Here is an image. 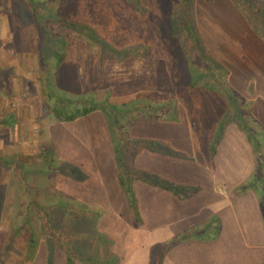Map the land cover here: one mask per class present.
Wrapping results in <instances>:
<instances>
[{
	"label": "crops",
	"instance_id": "obj_1",
	"mask_svg": "<svg viewBox=\"0 0 264 264\" xmlns=\"http://www.w3.org/2000/svg\"><path fill=\"white\" fill-rule=\"evenodd\" d=\"M259 1L31 2L47 27L27 29L28 50L43 53L54 30L64 53L55 88L75 107L100 104L49 127L58 159L72 166L59 189L103 211L95 228L112 246L97 264H264V33L244 6ZM180 33L191 35L193 61ZM51 259L68 264L45 243L30 264Z\"/></svg>",
	"mask_w": 264,
	"mask_h": 264
},
{
	"label": "rangeland",
	"instance_id": "obj_2",
	"mask_svg": "<svg viewBox=\"0 0 264 264\" xmlns=\"http://www.w3.org/2000/svg\"><path fill=\"white\" fill-rule=\"evenodd\" d=\"M32 1L37 3L39 0H18L20 2V5L17 4L18 12L13 15V13L10 14L9 8L12 0H0V155L11 157V163L26 161L28 166L34 168L33 172L28 175L31 182L27 188L20 173L14 169L15 167H5L0 164V264H26V260L27 262L29 260L30 233L27 229L29 224L24 223L23 219L26 208L24 203L28 200L26 193L34 194L35 189L40 195L45 192L51 194L53 198H60L61 196L54 192L55 186L59 188L58 177L61 178H59L60 182L63 181L62 176L59 175L73 174L70 173L72 166L64 164L61 160L59 161L62 164L60 163L61 167L58 170L54 165L47 167L48 171L40 168L45 159L44 150L52 139L49 131L50 124L57 120L53 112L58 109L60 115L63 112L65 118H69L74 115L75 110L63 103L65 99L71 100L73 97L58 92L54 86L55 72L52 67L60 59V54L64 56L59 49L61 46L54 35V30L47 32L43 53L41 45L28 50L29 42L25 36L27 29L34 28L42 33L47 27L46 17L41 18L34 13L33 8L36 4L33 6ZM180 6L178 5L179 8ZM244 6L246 14L264 33V21L259 14L264 11L262 2L259 1L255 7ZM189 19L193 21L192 18ZM184 20H186L185 16ZM190 20L187 19V21ZM95 31L97 32V29L92 30V33L95 34ZM179 39L187 53V58L193 61L197 51L195 46H191V35L181 34ZM41 53L48 68L43 65ZM89 97L92 100V96ZM94 105L91 108L89 105L87 107L78 105L75 108L80 112L78 115L85 118L100 104L94 103ZM7 115L12 118L10 123L3 121ZM52 149L56 154L57 147L53 141ZM119 150L117 148L118 152ZM50 168L54 173L50 174ZM79 175L77 171L76 176L79 177ZM66 185L69 186V183ZM41 201L44 205L48 204L47 207L53 206L52 202L46 201L45 197H42ZM37 212L43 215L41 209H37ZM54 214L58 216L57 211ZM34 220L37 228L39 227L37 225L43 222L40 217ZM92 225V221L88 223V230L93 228ZM50 232L59 240V235L55 234V231ZM98 232L95 231V246L87 250V253L96 259L101 258L102 253L107 252H101V250L110 245L107 243V238H104L105 236L103 237L100 231ZM43 243H45L44 240L39 241L36 246L37 252ZM59 243L56 242V244Z\"/></svg>",
	"mask_w": 264,
	"mask_h": 264
},
{
	"label": "trees",
	"instance_id": "obj_3",
	"mask_svg": "<svg viewBox=\"0 0 264 264\" xmlns=\"http://www.w3.org/2000/svg\"><path fill=\"white\" fill-rule=\"evenodd\" d=\"M64 105H69L71 108H74L75 113L74 115L70 116L67 118L73 119L75 116H78L80 113L77 108H75L74 103H76L73 99L68 100L65 99V102H63ZM62 103V104H63ZM111 110V114L113 113L114 115L111 116L113 117L115 122L116 120L119 121L120 118V109L117 107H109ZM106 110V108H103ZM108 110V109H107ZM56 117H60V111L57 109L56 111L53 112ZM119 113V114H118ZM63 114V112H62ZM11 116H5V121L6 123H10L12 118ZM65 118V119H66ZM52 139L51 142L49 143L48 147L45 152V159L43 160L40 168L41 170H46L47 167L53 166L56 167V170H58L61 166L60 163L62 164L61 161L56 157L55 150L52 149ZM54 143V141H53ZM54 146V145H53ZM121 150H119L118 154L120 156ZM11 157L6 156V155H0V164L5 166V167H15L14 169L18 171L23 179V182L26 184L27 188L29 186V181L30 177L28 175L33 172L34 168H31V166H28L26 164V161H19V162H13L11 163L10 161ZM14 160V159H13ZM119 160V168L121 167V159L120 157L118 158ZM16 164V165H15ZM121 169V168H120ZM53 169H49L50 174L54 173L52 171ZM48 171V170H46ZM53 178V176H51ZM27 182V183H26ZM120 182L125 188V191L127 192V195L130 200V205L131 208L134 211L135 217L138 219L139 218V212L137 208V202H136V197L135 193L132 187V181L129 180L128 178H125V176L122 175L120 172ZM55 194H58L61 196L60 198H53L51 194L45 193L44 194H39L37 191L34 189V194L26 193L27 200L24 203L25 208V213L23 214V219L25 220L24 223H28V231L30 233V241L28 244V252H29V260L26 264H30L37 252V244L39 243L40 240H44L48 249L49 253L51 254L55 249L60 248L62 249L67 257V263L68 264H76V261H82L87 264H97L98 261L95 260L93 256H90L87 253L88 249H92L95 246V236L96 233H99L96 228H95V220L99 219L103 211L101 209L95 208V207H89L78 200L74 199L70 195L62 192L59 188L55 186ZM30 194V195H28ZM57 196V195H55ZM45 197L46 201L52 202L53 206L52 207H47V205H44L41 201V198ZM37 209H41L43 215H39L37 212ZM57 211V214H54ZM97 214V216H95ZM40 217L43 222L40 223L38 228L36 227V222L35 218ZM96 217V218H95ZM47 221V223H46ZM93 222L92 229L88 230V223ZM46 223V224H45ZM50 231H55V234H58V239L57 240L54 235ZM101 233V232H100ZM102 234V233H101ZM104 237L105 235L102 234ZM105 238V237H104ZM61 240V241H60ZM60 242L59 244H56V242ZM30 253L32 255H30ZM156 257V256H155ZM52 263V259L50 260V264ZM155 264H160L159 260L156 258Z\"/></svg>",
	"mask_w": 264,
	"mask_h": 264
}]
</instances>
